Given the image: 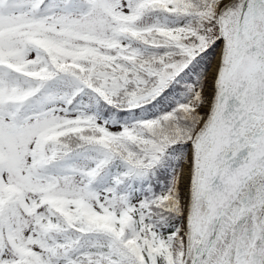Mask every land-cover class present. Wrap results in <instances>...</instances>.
<instances>
[{
    "label": "snow or ice",
    "instance_id": "obj_1",
    "mask_svg": "<svg viewBox=\"0 0 264 264\" xmlns=\"http://www.w3.org/2000/svg\"><path fill=\"white\" fill-rule=\"evenodd\" d=\"M0 264H264V0H0Z\"/></svg>",
    "mask_w": 264,
    "mask_h": 264
}]
</instances>
